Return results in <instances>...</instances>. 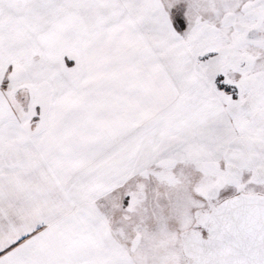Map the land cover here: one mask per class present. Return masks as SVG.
Listing matches in <instances>:
<instances>
[{"label": "snow or ice", "instance_id": "obj_1", "mask_svg": "<svg viewBox=\"0 0 264 264\" xmlns=\"http://www.w3.org/2000/svg\"><path fill=\"white\" fill-rule=\"evenodd\" d=\"M0 264H264V0H0Z\"/></svg>", "mask_w": 264, "mask_h": 264}]
</instances>
